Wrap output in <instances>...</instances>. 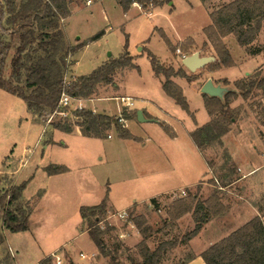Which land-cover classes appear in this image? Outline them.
<instances>
[{"label":"rangeland","instance_id":"obj_1","mask_svg":"<svg viewBox=\"0 0 264 264\" xmlns=\"http://www.w3.org/2000/svg\"><path fill=\"white\" fill-rule=\"evenodd\" d=\"M228 1L230 0H205L203 2L201 0H173L172 8L169 3L158 7L148 5L145 8L138 4L133 7V4L125 12L115 0H77L70 3L69 7L73 12L66 20L63 18L59 21L65 40L70 46H76L82 42H86V44L67 56V67L63 73L65 80L72 77L71 72L82 75L91 72L108 57H117L122 52L125 36L128 39L127 50L134 56V63L137 66L136 68L127 67L116 70L112 75L111 83L99 84L88 97L80 98L82 102L85 100L84 108L112 117L111 126L105 131L106 137L118 136L115 120L118 121L117 115L120 111L124 110L132 118L135 117L132 108L125 110L123 106H120L119 109V97L131 96L135 103L134 107H138L141 105V98L148 97L151 100H156L161 91L159 80L162 82L163 76L161 74L156 75L157 77L154 76L147 51L154 54L160 64L166 67L171 66L174 69L181 67L186 75L192 77L191 81L179 76L171 78L174 82L182 80L178 85L182 88L187 102L190 100L191 106L198 105L194 86L200 90L207 79H211L216 85L224 86L222 94L218 96L221 97L227 90L235 89V80H247V77H252L256 73H259V77L264 75L263 64L260 69L256 67L249 70V73H245L241 69L237 73V69L227 68L224 70L226 77L210 76V72L215 70L211 71L209 65L217 60L216 53L207 39L196 42L192 37L199 39L202 26L209 23L207 14L209 15L211 11ZM102 30L104 31L102 35L90 40L93 35ZM65 32L70 40L66 37ZM161 33H164L169 39L170 47L163 40ZM186 35L192 37L182 39ZM187 38H190L192 43L187 42ZM254 40L249 46L244 47L247 53L264 48V19L261 21L260 29ZM223 42L227 47L229 46L228 40L225 39ZM13 53L12 49L6 62V77L9 74L10 57ZM180 53L186 56L197 53L200 57L214 56V59L201 67L190 70L183 65ZM40 54H42L41 50L34 55ZM230 54L232 57L238 53ZM74 60L77 61L72 70ZM232 60L234 62L233 57ZM237 60L239 61V58ZM25 90L29 92L31 88H25ZM237 93L238 96L230 103V106L235 110L234 120H236L237 127L241 120L250 119L255 125L257 135L264 147V127L261 124L264 120L262 110L264 99L261 91L255 88L246 98L240 95L239 90ZM17 101L18 104L9 105L5 100L0 99V165L4 158L12 159L14 155L15 161H8L12 168H16L19 164L18 159L22 157L26 159V163L24 167L19 168L18 177H24L26 174L28 176L34 162L39 159L41 144L45 137L48 138L52 128L50 125H54L58 121L62 123L65 120L71 123L74 129L78 127L76 123L79 119L70 111L67 116L61 118H58L57 115L52 117V113L45 117H37L36 120L44 127V136L39 137L40 126L34 125L29 129L26 128L22 119L25 106L22 100L18 99ZM153 106L154 103L148 102V108ZM170 108L173 109L172 106ZM71 109L73 110L72 107ZM177 109L179 110H174V112L180 111L179 113L184 115L179 107ZM170 112L172 113V111ZM199 117H201V113ZM122 127L128 129L127 119ZM55 137L57 136H54V140ZM83 141L87 142L80 143L72 138L67 142L69 144L67 150L59 147L58 144L52 145L49 141V147L44 151L45 156L42 161L44 162L48 158L55 162V160H60L65 153L69 157L66 158L67 162H70L74 168L73 172L61 182L50 183L48 194L40 202L35 200L42 192L39 190L42 187L41 179L37 177L27 188L26 196H33L31 201L21 200L23 203L27 201L31 205L29 229L32 233L30 230L28 234L23 233L36 235L37 244L43 247L61 244L78 234L77 231L74 233L72 227L74 224L79 225L80 223L79 208L82 205L98 203V197L101 199L106 192V178L109 179L108 186H112L113 204L117 208L124 204V190L121 188L122 186L119 187L117 181L125 172L130 173L131 167L133 169V165H135L134 162L116 156V149L111 147L116 138L106 142ZM103 143H106L107 150ZM227 143L230 150H237L236 142L232 141L231 137L227 138ZM24 148L28 151L24 152ZM201 152L208 171L199 184L162 195L155 198L156 202L154 203L149 199L147 202L134 204L129 209L123 210L127 212L125 218L118 216L121 211L108 208L104 220L112 226V229L103 236L105 243L103 253L98 258L94 256L97 254L96 248L90 249L84 235L72 242L68 249L62 247L54 253L60 258L59 264H128L130 260L141 259L144 245L149 249H154L163 242L175 243L174 246L168 247L164 251L163 263L179 264L182 260L193 255L195 251H199L204 244L217 240L226 232L244 224L247 220L244 215L246 210L255 209L258 212V208L264 209V172L253 174L251 178L243 177L244 171L241 169L239 159L231 155L222 145L214 143L205 147ZM77 153L82 154L83 163L80 157L75 156ZM6 163L7 161L4 160V164ZM201 170V172L205 171L203 167ZM135 172L141 174L138 168L135 169ZM11 182L10 174L0 171V191L9 187ZM181 190L195 193L199 201H204L211 194L216 193L225 207L222 212L213 215L211 220L203 224L198 234L187 242H182L181 239L184 234L194 228L195 222L191 212L175 220H171L167 215V210L173 200L186 196H181ZM135 196L136 200H140L145 195L138 192ZM86 227L87 222L84 221L78 228L86 231ZM0 229H5L1 220ZM17 238L16 241L21 243L20 246H24L27 253L32 254L35 248L34 242L30 241L29 237L22 235ZM82 254L85 256H81ZM13 258L9 248L6 245H0V264H14ZM45 264H57V262L51 255Z\"/></svg>","mask_w":264,"mask_h":264},{"label":"trees","instance_id":"obj_2","mask_svg":"<svg viewBox=\"0 0 264 264\" xmlns=\"http://www.w3.org/2000/svg\"><path fill=\"white\" fill-rule=\"evenodd\" d=\"M73 1L77 0H0V88L21 98L27 110L36 118L45 117L56 111L68 110L67 107L59 105L62 93L75 98H86L99 84L111 83L112 75L116 70L137 67L134 64V56L127 50L128 39L125 36L122 52L117 57H108L87 74L72 76L69 80L64 79L67 56L86 44L82 42L76 46L68 45L60 27L59 21L70 15L69 5ZM117 3L125 12L134 3L142 8L148 5L158 7L171 3V0H117ZM209 17L211 22L203 28V32L217 56V60L209 65L210 70L213 71L221 66L229 67L234 64L229 49L222 40L224 36L232 34L241 47L249 46L255 39L264 19V0H230L211 11ZM103 33V30L98 32L90 40L98 38ZM161 36L170 47L167 36L164 33H161ZM186 41L192 43L190 38ZM12 49L14 53L10 57L9 74L6 77V62ZM39 50L42 54L34 55ZM147 56L154 74L163 76L161 87L165 94L194 120L182 88L171 79L173 76H179L191 81L192 77L186 75L181 67L174 69L160 64L151 52L147 51ZM258 74L247 77V80H235V89L227 90L221 97L202 93L204 107L211 119L188 133L200 151L214 143L222 145L221 137L228 132L235 118V110L230 103L238 96L237 90L243 98H246L257 88L264 99V75L259 77ZM25 88L31 90L28 92ZM262 110L264 112V107ZM69 111L79 119L76 125L82 135L106 138L105 131L111 126V116L87 108L69 109ZM122 114L127 120L131 117L125 111ZM115 124L120 138L137 139L128 129L123 128L121 123L115 120ZM261 124L264 127V120ZM159 125L166 134L174 135L173 129L166 122L159 121ZM50 126L63 132L73 130L72 124L65 120ZM44 170L51 175L65 172L68 168L64 165L49 164ZM26 184L27 180H23L0 191V220L9 232L29 229L31 205L27 201L24 203L21 201ZM107 201L108 189L98 204L82 205L79 208L82 222H87L86 232L96 248L97 254L94 256L97 258L104 251L103 236L112 229V226L104 220L108 209ZM150 201L154 203L156 199L151 198ZM224 208L216 193L211 194L204 201H199L195 193L187 191L185 197L173 200L167 215L171 220H175L191 212L195 222L194 228L181 239L182 242H187L198 234L203 224L211 220L213 215L222 212ZM263 215L264 209L258 208L256 216L204 249L200 253L204 263L264 264ZM2 241L3 236L0 232V243ZM174 244L163 242L154 249L144 245L141 259L130 260L128 264H164V251ZM191 257L192 255L184 260ZM50 258L51 255L41 259L37 264H45Z\"/></svg>","mask_w":264,"mask_h":264},{"label":"crops","instance_id":"obj_3","mask_svg":"<svg viewBox=\"0 0 264 264\" xmlns=\"http://www.w3.org/2000/svg\"><path fill=\"white\" fill-rule=\"evenodd\" d=\"M115 2L117 3L116 0ZM135 4L136 3H134V5L132 4L133 7H135ZM172 7H173V0H171L170 3V8ZM69 16H67L64 19L66 20ZM207 16L209 18V23H205L204 26H202L201 37L199 39H195L194 37L187 35L184 36L182 39L186 37H192L196 42L204 41V39L206 40V36L203 32V28L209 25L211 22L208 14ZM66 37L69 38L67 34ZM225 39L229 41L228 48L230 50V53H232V55L233 53L234 54L238 53L236 54V56L235 55L232 56L235 65L231 67H221L213 72H210V76L220 75L222 77H226L224 70H226L227 68H232V69L235 68L237 69V73L239 72L240 69L243 70V72L245 73H249V70H253L256 67H259L257 69H260L261 66H263L264 48L257 50L256 52L253 53L251 51L247 53L244 47L242 48L237 44L232 34H228L224 36L223 40ZM207 57H211V60L214 59V56H207ZM238 58L239 61L237 60ZM76 61L77 60H74V64L72 65V70L73 67L75 66ZM104 61H106V59L103 60L102 63ZM70 74L72 76L77 75L74 72H71ZM154 76L156 75L154 74ZM208 80H210L214 86L220 87L224 90V86L222 87L214 84V82L211 79H207L206 81ZM159 81L161 86V80ZM181 81L182 80H177L175 82L177 84H180ZM193 89L195 90V96L197 97L198 105L191 106L190 100H188V105L190 111L194 115V120L177 104H175L172 98H170L168 95L165 94L162 87L160 93H158L156 97V100H151L148 97L141 98L140 101L141 105L138 107H134L135 103L131 99V96L124 94L125 97H129L133 102L131 108L133 109L135 117L133 118L130 117L127 120V128L133 136L137 137L136 140L120 138L119 136H114V135H111L110 137H106V138L87 137L80 133L78 127L74 128L71 132H63L57 129H53L50 126L51 129L49 131L50 132L49 136L48 138L45 137L44 141L41 144V154L39 159H37L36 162H34V165L31 167V170L28 172V176L27 174L26 176H24L27 179L24 177H18L20 169L24 167V164L26 163V159H23L22 157L18 159L19 164L17 165L16 168H12V166L9 165V161H8L11 160L12 162H14L15 161L14 155L12 159L4 158L1 161L0 171L10 174V179L12 181L11 184H19L21 181L27 180V184L24 190L22 191V199L30 200V201L33 198V196L31 195L26 196L27 188L30 186L32 181H34L37 177H39L41 179L40 185H42V187H40L39 190H41L42 192L39 196H37L35 200L37 202L38 201L40 202L48 194L50 183L54 181L61 182L65 180L73 172L74 169L72 164H70V162H67L66 158L69 157L66 156L65 153L64 155H62V158L60 160H55V162L48 160V158H46L44 162L42 161V159H44L45 156L44 151H46L49 147V143H48L49 141H51L52 145L58 144L59 147L64 148V150H67L69 146L67 142L72 138L75 141H78L80 143L82 142L84 144L87 141H83V140H97L101 142H106L108 140L116 138V141H114L113 144L111 143L112 144L111 147L116 149L115 150L116 156L118 157L120 156V158L124 157V159H128L129 161L132 160L135 165H133V169L131 167L130 173L125 172L124 174H122V177L119 178V181H117L119 187L122 186L121 188L124 190V196H125L124 204L122 201H120V203L123 204V206H121L120 208H117L116 205L113 204L112 202L113 190H112V186L111 187L108 186L109 179L106 178L107 180L105 182V185L107 187L106 190L108 189L107 208L114 209L117 211H123L125 209H129L134 204L147 202L151 198H158L162 195L172 193L176 190L192 187L200 183V181L204 179L208 171V167L205 159L202 156V152L194 145L188 133L194 130L196 127L201 126L204 123L208 122L211 119V116L207 113L203 104L201 88L200 90H198L194 86ZM0 99L5 100L7 103H9V105L18 104L17 101L18 99L22 100L16 95H13L1 88H0ZM84 101L85 100H83V102ZM148 102L154 103V106L148 108ZM173 103L175 105H172ZM24 106H25V113L22 116V119L25 122L26 128L29 129L31 126L38 125L41 128L39 137H41L42 135L44 136L43 134L44 127L36 120V116L27 110L25 103ZM171 106L173 109L170 108ZM177 106L183 111L184 115H181L182 113H179L180 111L174 112V110H179L177 109L178 108ZM119 109H120V105H119ZM93 110L95 111V109ZM168 110L172 111V113ZM200 113H201V117H199ZM157 119L166 122L173 129L174 135L170 136L166 134L159 125L158 123L159 121ZM235 121L236 120L233 119L230 129L221 137L222 147L226 148V150L231 155L239 159L241 163V169H243L244 171L243 177L251 178L253 174L254 175L262 174L264 172V147L262 146V142L257 135L255 125L250 121V119L248 120L243 119L241 120V122H239L237 127L236 125L237 123H235ZM151 130H154V132H151ZM55 135L57 137H55L54 140L53 138ZM229 137L232 138V141L236 142L237 150H230L229 145L227 143V138ZM63 138H65L66 140H64ZM103 146L106 149L107 146L106 143L105 144L103 143ZM26 150L28 151V149L24 148V152ZM75 156L80 157V160L83 163V158L81 153L80 154L77 153ZM4 160L7 161L6 164H4ZM49 164L64 165L68 168V170L62 173L49 175L44 170V168ZM80 167L82 168V165H80ZM202 167L203 169H205L204 172H201ZM136 168H138L141 174L135 172ZM138 192L145 195L144 197L140 198V200H136L135 198L136 197L135 195ZM98 198H99L98 201L99 203L102 200V198L101 199L100 197ZM96 204H92V205H96ZM87 206H91V205H87ZM257 214L258 212L255 209L246 210L244 215L247 217V220L245 222H247L249 219L256 216ZM262 220L264 222V215L262 216ZM81 224H82V218L80 216L79 225L74 224L72 227L74 228V233H76V231L78 232L76 236H73V238L72 237L69 238L68 240L64 241L61 244L45 246V247L41 246L40 244H37L38 238L36 235H25V233H23L26 232V234H28L30 229L26 231H19L12 233H10L6 229L3 230L0 229V232L3 236V241L0 243V245H6L9 248L10 252L13 254L14 257L13 258L14 264H37L41 259L54 254L62 247H67L68 249L69 246L72 245V242H75L80 236L82 237L84 235H85L84 236L85 240H87V242L89 243L90 249L92 250L95 249V246L92 245L93 243L89 240L86 231H82L80 230V228H78ZM233 230L226 232L224 235L220 236L219 239L228 235ZM30 232L32 233L31 230ZM19 235L20 236L22 235L24 237L25 236L29 237L30 241L34 242L35 248L32 254L27 253L26 248L24 246L23 247L20 246L21 243L16 241ZM219 239L204 244L199 251L194 252L191 258L187 260H182L180 264H205L200 256V253L208 246L218 241Z\"/></svg>","mask_w":264,"mask_h":264},{"label":"built area","instance_id":"obj_4","mask_svg":"<svg viewBox=\"0 0 264 264\" xmlns=\"http://www.w3.org/2000/svg\"><path fill=\"white\" fill-rule=\"evenodd\" d=\"M177 52H179V49H177ZM187 56H189V55H187ZM187 56L185 54H183V53H180L181 60H183ZM118 100H119V105L123 106L125 108V110L130 109L132 107V105H133V102L131 101V99L129 97H119ZM59 105L62 106V107H67L68 110H61V111L53 112L51 114L52 117L55 116V115H57L58 118L67 116V114L69 113L68 111H69V109H71V107L73 108V110L74 109H82V108H84L82 99L71 97V96H69L66 93H62L61 94V97H60V100H59ZM123 111L124 110L120 111L119 114L117 115L118 122H120L122 124L126 121V119L124 118V116L122 114ZM184 195H186V191L181 190V196H184ZM126 215H127L126 211H121V212L118 213V216L121 217V218H125ZM101 227H102V225H101ZM52 255L55 258L57 264H59L60 263L59 262L60 261L59 256L56 255V254L55 255L52 254ZM81 256H85V255L82 254Z\"/></svg>","mask_w":264,"mask_h":264},{"label":"water","instance_id":"obj_5","mask_svg":"<svg viewBox=\"0 0 264 264\" xmlns=\"http://www.w3.org/2000/svg\"><path fill=\"white\" fill-rule=\"evenodd\" d=\"M210 60H211V57H199L197 53H193L185 57L182 60V63L188 69L193 70L196 67H201L202 65L209 62ZM222 91H223L222 88L214 86L210 80L206 81L201 87L202 93H206L212 96H220L222 94Z\"/></svg>","mask_w":264,"mask_h":264},{"label":"bare ground","instance_id":"obj_6","mask_svg":"<svg viewBox=\"0 0 264 264\" xmlns=\"http://www.w3.org/2000/svg\"><path fill=\"white\" fill-rule=\"evenodd\" d=\"M150 14H151V12H150Z\"/></svg>","mask_w":264,"mask_h":264}]
</instances>
